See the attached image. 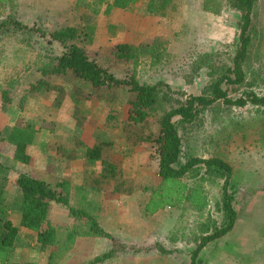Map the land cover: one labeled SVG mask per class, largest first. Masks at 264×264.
I'll return each mask as SVG.
<instances>
[{
	"label": "rangeland",
	"instance_id": "1",
	"mask_svg": "<svg viewBox=\"0 0 264 264\" xmlns=\"http://www.w3.org/2000/svg\"><path fill=\"white\" fill-rule=\"evenodd\" d=\"M17 2V19L39 29L0 34V131L22 119L40 128L59 126L60 134L72 144L83 139L101 145L102 157L117 165V177L102 180L100 195L92 192L87 199L75 202L72 194L69 203L86 207L92 214L99 203L106 204L104 216L109 225L116 226V215L133 222L138 233L115 237V249L120 252L115 264H190V252L200 238L223 222L222 178L206 172L202 165L184 177L189 185L200 183L204 188L208 203L203 210H195L184 201L146 214L144 206L161 180L157 143L152 138L168 109L184 103L188 95L207 94L213 81L232 65L239 45L240 9L231 0H221L220 13L211 14L201 9L202 0H169L162 12L152 15L146 12V0H142L129 10L94 16L98 28L93 41L78 40L90 57L118 77L132 74L140 82L165 83L158 103L148 109L146 121L134 123L128 120V109L135 93L126 87L111 89L103 93V98L75 101L72 77L55 73L48 79L47 89L29 91L41 75L38 66L43 54L52 49L39 31L77 24L89 4L101 11L105 4L97 5L96 0ZM9 11L1 6L0 20ZM123 22L129 26L128 33L118 34L119 29L112 34L110 23ZM137 24L146 31L142 28L140 35L130 32V25ZM249 32L251 44L242 62L244 79L223 84L233 99L246 92L264 94V0H255ZM127 38L136 42V57H116L115 45ZM55 86L62 87V95ZM173 119L181 138L180 162L194 156L220 157L232 166L229 188L234 193L235 224L200 251L198 264H264V106L227 105L218 100L202 107L191 122H183L178 116ZM78 130L84 133L81 140L74 136ZM148 133H155L150 140ZM13 152V145L0 143V161L6 165L7 175L2 181L8 184L5 201L18 207L20 197L9 182L13 184L26 166L10 158ZM113 208L118 211L112 213ZM112 214L115 217H107ZM29 241L34 240L29 237ZM79 244L82 256L63 264H84L88 260L91 238H82ZM62 258H57V264Z\"/></svg>",
	"mask_w": 264,
	"mask_h": 264
},
{
	"label": "trees",
	"instance_id": "2",
	"mask_svg": "<svg viewBox=\"0 0 264 264\" xmlns=\"http://www.w3.org/2000/svg\"><path fill=\"white\" fill-rule=\"evenodd\" d=\"M97 5L104 3L103 13L108 15L113 8L123 10L130 9L142 0H96ZM169 0H146V12L156 15L162 12ZM232 4L241 11V24L238 36V48L232 59V65L227 72L219 75L209 87L207 94L188 95L184 103L168 109L160 118L159 128L156 134H147L157 143L158 172L160 182L151 191L144 211L146 214H153L157 210L175 207L187 201L195 210H203L208 203L207 194L200 183L189 185L183 181L186 174L197 167L204 166L205 171L213 173L222 178L221 208L224 213L223 222L214 232L203 235L196 246L190 252V264H198L200 251L211 241L225 235L234 226L237 212L233 206L234 193L229 185L232 176V166L220 157H189L180 162L181 138L178 134L174 117L178 116L183 122H191L199 113L202 107L208 106L218 100L227 105L245 106L247 103L264 106V94L258 95L254 92H246L236 98L229 97L224 83L237 84L244 79L242 62L246 59L251 44V15L255 0H231ZM4 6L10 11L6 17L0 20V34L3 32H14L17 30H37L38 27H29L16 17L17 0H0V7ZM202 9L219 14L221 11V0H202ZM96 6L90 4L81 13L79 22L74 25L63 26L53 31H39V36L47 37V42L52 49L43 54V61L38 66L41 75L39 79L29 86V91L39 93L42 88L49 87L48 79L52 74H67L73 79L71 87L72 96L75 101L78 98L96 99L103 98V93L118 87H126L135 93L130 101L128 109V120L134 123H144L148 116V109L155 106L159 101V92L162 89V81L155 83L140 82L134 75L118 77L106 67L99 64L90 57L85 49L78 43V40L91 43L97 28L96 15L100 13ZM37 31V32H38ZM49 47V48H50ZM53 50V51H52ZM138 48L127 42H120L115 45V55L118 58L131 59L136 57ZM87 86V89L83 87ZM62 95L61 86H55ZM170 90V87L166 85ZM85 90V91H84ZM75 94V95H74ZM79 96V97H76ZM36 132L34 125L19 119L9 128L0 131V142H6L14 147L13 158L23 163H29L31 156L26 148L33 141ZM150 135V136H149ZM102 144V143H101ZM88 163L98 161L101 166V175L108 178L117 177V165L115 162L102 157L101 145L94 144L86 149ZM202 165V166H201ZM6 165L0 161V264H12L9 262V255L17 237V227L7 217L6 186L3 182ZM3 180V181H2ZM19 187L21 197L18 203L20 213V224L37 232V241L41 248L50 247L47 264H56L57 258L64 255L74 240L76 234L105 237L112 241L110 250L95 256L84 264H96L112 257L115 249L116 238L98 223L95 216L85 209L71 206L68 198V191L64 188L56 190L45 181L27 173H19L15 178ZM65 205L71 215L84 217L87 225L61 228L47 222V227L42 228L46 220L47 209L50 201ZM62 238V239H61ZM57 247V248H56ZM162 251H168L161 248ZM17 264V263H13ZM36 264V263H28Z\"/></svg>",
	"mask_w": 264,
	"mask_h": 264
},
{
	"label": "crops",
	"instance_id": "3",
	"mask_svg": "<svg viewBox=\"0 0 264 264\" xmlns=\"http://www.w3.org/2000/svg\"><path fill=\"white\" fill-rule=\"evenodd\" d=\"M114 10H123V9L113 8L111 12L112 11L114 12ZM102 12L103 10L100 13ZM110 24H112L110 25L111 31H114L112 34L116 35L119 29L120 30L118 34H122V31L125 34L128 33L127 28H129V26L127 25L126 22L117 23V25L113 23ZM123 25H125L126 27L121 29V26ZM97 28H98V23H97ZM97 28L94 36H96ZM130 28H131L130 32H136L139 35H140V30L142 32V28L143 30H145V27H142V25L140 24H137V26L130 25ZM122 42H127L133 45L136 44V42L128 38L126 39V41H122ZM34 127L36 129V132L33 136V141L26 148V152L31 156V161L29 163H23L16 160L20 166H24V167L26 166L25 170H23V172L21 173H27L38 179H41L56 190H61L63 188L65 190L67 189L68 198L69 196L72 197L71 195L73 194L75 202L80 201L84 198L87 199L88 198L87 196L89 194H92V192L98 193L99 195L100 192H103L104 186H102V180L108 178L100 174L101 166L98 161H95L94 163L91 164L88 163L86 159V149L88 147L93 146L94 143H87L85 141H82L83 139L82 140L80 139L84 134L82 130L74 131V136H77L81 141H79L78 143V141L75 140V142H73L72 144L71 140L70 141L66 140L65 137L66 135L60 134L59 126H56L54 128H44V127L40 128L39 126L36 127L34 125ZM66 143L69 145H67ZM71 144L73 145L72 147ZM62 146H64V148H62ZM9 156L11 158V156L13 157V154ZM15 178L13 180L14 183L11 184L12 182H9V184L15 187L17 191V195L21 197V192L19 187L15 183ZM3 180L6 179L4 178ZM5 188L7 191L6 192V196H7L8 184H6ZM69 202H70V198H69ZM6 205H7V212L10 214L8 218L11 220L12 224L17 227L18 230L17 237L15 239L13 248L9 255V259H8L9 262H13L17 264H28V263L47 264L49 259V254L52 249L50 247L41 248L39 242L37 241V232L30 230L20 224V213L18 212L17 209L18 207H15L14 205H12V203H8V202L6 203ZM71 206L85 209L88 211L86 207H82L81 205L75 206L71 204ZM95 211L96 213L93 215L97 219L99 225L104 230L111 233L114 237L123 236V235L133 236L134 233H138V232H134L133 222L132 221L128 222L129 219H125L124 216L122 215L121 216H117L116 214H112L110 216L107 215L108 218L115 217L116 215V218L118 220V222L115 223L116 226H114L113 223L112 225H109V223L106 221V218L104 216V211H107L106 204L99 203ZM117 211L118 209L117 210L114 208L111 209L112 213H115ZM47 222L54 226H60L61 228H66V227L70 228L74 225H79V226L87 225L84 217H78V216L76 217L71 215V213L69 212L68 208L65 205L55 202L54 200L50 201L48 205L46 220L42 225L43 229L47 227ZM29 237L34 241L30 243ZM87 237L91 238L92 247L90 250V255L87 257L88 260L86 262L90 261L95 256L110 250L112 247L110 240L105 237L76 234L71 244V247L62 256L63 258L59 259L61 260L60 264H63L66 260L75 261L76 259H78L79 255L82 256L80 253L81 247L79 242L82 240V238H87ZM119 257H120V252H116L112 257L107 258L104 261L97 262L96 264H115L116 261L119 259Z\"/></svg>",
	"mask_w": 264,
	"mask_h": 264
}]
</instances>
